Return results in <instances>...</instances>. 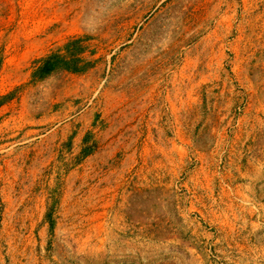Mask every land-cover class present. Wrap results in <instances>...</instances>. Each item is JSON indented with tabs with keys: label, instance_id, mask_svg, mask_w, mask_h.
Returning <instances> with one entry per match:
<instances>
[{
	"label": "rangeland",
	"instance_id": "374dc122",
	"mask_svg": "<svg viewBox=\"0 0 264 264\" xmlns=\"http://www.w3.org/2000/svg\"><path fill=\"white\" fill-rule=\"evenodd\" d=\"M0 264H264V0H0Z\"/></svg>",
	"mask_w": 264,
	"mask_h": 264
},
{
	"label": "trees",
	"instance_id": "16d2710c",
	"mask_svg": "<svg viewBox=\"0 0 264 264\" xmlns=\"http://www.w3.org/2000/svg\"><path fill=\"white\" fill-rule=\"evenodd\" d=\"M84 39H75L66 45V53H52L51 55L43 58L37 68L33 73L32 80H41L47 78V76L52 75L54 72L60 69H71L73 71H81L87 67L88 63L81 61V59L76 58V55L87 49ZM75 62L77 63L76 68H72L70 65ZM79 63V64H78ZM81 65V66H79Z\"/></svg>",
	"mask_w": 264,
	"mask_h": 264
}]
</instances>
